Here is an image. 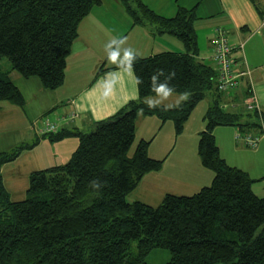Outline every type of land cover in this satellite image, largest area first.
<instances>
[{
	"label": "trees",
	"instance_id": "16d2710c",
	"mask_svg": "<svg viewBox=\"0 0 264 264\" xmlns=\"http://www.w3.org/2000/svg\"><path fill=\"white\" fill-rule=\"evenodd\" d=\"M120 1L134 25L151 24L158 34L177 36L185 52L133 55L127 64L135 73L138 99L96 122L89 133L62 129L47 135L52 141L74 135L79 145L67 162L30 173L22 200L11 199L1 168L31 146L0 152V264H149L146 256L154 248L170 251L166 264H264V197L254 193L247 171L222 157L214 134L218 126H236L253 136L260 131L262 139L264 112L224 108L216 68L198 58L194 9L181 8L169 18L141 0ZM101 2L0 0V58L11 64L9 70L0 68V101L26 103L12 70L39 78L47 90L60 88L79 25ZM159 94L186 98L171 107L148 101ZM207 98L212 103L198 154L214 174L212 183L192 195L168 193L157 206L129 202L142 178L164 163L149 155V139L139 140L129 155L138 115L172 121L179 135Z\"/></svg>",
	"mask_w": 264,
	"mask_h": 264
},
{
	"label": "crops",
	"instance_id": "0c3cea01",
	"mask_svg": "<svg viewBox=\"0 0 264 264\" xmlns=\"http://www.w3.org/2000/svg\"><path fill=\"white\" fill-rule=\"evenodd\" d=\"M141 1L156 13L169 18L174 17L181 8L194 9L193 26L197 34L198 58L213 67V34L215 35L217 28L226 31L234 46L232 57L237 62L236 70H249L250 74L241 78L237 89L223 92L221 101L226 108L239 111L243 109L252 87L264 112V28L261 27L264 0ZM164 51L183 53L185 46L175 35L158 34L154 25H134L120 0H102L79 25V36L73 43L67 61L65 81L60 88L47 90L39 78H24L16 71H10V76L22 91L26 103L19 107L8 101H0V152H6L9 143H14L22 134L30 140L22 139L20 142H26L23 146L31 147H25L16 159L5 163L1 168L2 174L6 167H16L24 155H28L24 161L28 165L26 171L31 173L67 162L78 147L79 138L73 135L60 141H52L41 135L39 131L48 120L44 116H54V121L64 116L67 122L62 129L89 133L96 122L115 115L129 102L138 99L135 73L127 64L130 58L133 55L148 57ZM23 85L34 86L28 87L31 88L28 92L34 90L31 95H27L21 87ZM185 98L186 96L180 94H159L149 97L148 101L171 107L182 103ZM203 101L205 108L201 110L202 118L196 129L190 131L192 133L188 138L190 154L182 152L176 158L171 156L167 161H170V166L163 177L162 170L146 174L127 197L129 202L142 201L157 206L168 193L192 195L212 183L214 174L202 165L198 154V140L205 128V115L211 105L208 100ZM187 122L185 127L190 123ZM229 127L231 130L228 136L225 131L220 130L221 126L215 128L219 147L221 148L222 143L229 144V148L239 151L240 147L234 142V133L236 132L237 138L238 133H241L240 128ZM174 129L172 121L161 123L156 116L143 114L137 117L136 135L140 134V140H148L161 131ZM177 137L180 138L176 150L184 148L180 144L183 136ZM162 141L168 143L167 136ZM254 149L248 151L250 156L254 155V159H241L234 166L249 173L254 180V193L264 197V140L261 139ZM241 151L247 150L242 148ZM150 156L156 158L153 154ZM224 159L227 160L225 157ZM2 180L6 190L12 194L4 177ZM13 180L18 183L15 177ZM24 189L27 190L28 187ZM143 189H149L150 193L147 190L143 195Z\"/></svg>",
	"mask_w": 264,
	"mask_h": 264
},
{
	"label": "rangeland",
	"instance_id": "374dc122",
	"mask_svg": "<svg viewBox=\"0 0 264 264\" xmlns=\"http://www.w3.org/2000/svg\"><path fill=\"white\" fill-rule=\"evenodd\" d=\"M215 36H216V32H215V35L213 34V39H215ZM0 68L5 70V71L11 68V64H10V62H9L7 57L0 58ZM21 87H23V89L25 90L27 95H31V93L34 91L32 89L31 93L28 92V89H31V88L34 87L33 85H23ZM28 87H31V88H28ZM206 100H208L210 103H212L211 98H207ZM246 105H247V102H245V104L243 106V109H242V110H244V112H245V110H248L246 108ZM204 108H205V101H202V102L199 103V105L196 107V109L190 115V117H189L190 119L188 121L190 123L188 124V122H187L188 125L179 134L180 136H183V138L181 140L182 143L180 142V144L184 145V148H180V149L178 148L176 150V146H177V143H178L177 141L179 140L180 137H177L179 135H177L175 133V129H174V131L173 130L172 131H168V130L161 131L160 134H154L153 137L151 136L152 138L149 137L151 134L148 136L149 139H150L149 155L153 154L158 159L159 158L164 159V162H165V163H163V166L161 168L162 171L160 170L162 172L161 173V177L166 175V172H167V170H168V168L170 166V161L169 162H167V161L170 159L171 156L176 158L182 152L190 154L191 148L189 147L190 142L188 140V138L191 136V133H192L190 131L191 130L193 131V129H196L198 123L200 122V120L202 118L201 112L203 111ZM224 108H226V107L224 106ZM257 112H260V111H257ZM44 117H45L44 119H48L50 121H54V116L46 115ZM66 122L64 120V123H62L61 126L62 127L65 126ZM220 130L225 131V134L228 136L229 131L231 130V127H229V126H221ZM240 132H241L240 139H237L236 136H235L236 132L234 133V138H235L234 142H235V144L237 146L240 147L239 151H235L231 147L229 148V144H223L222 143L221 148L219 147L220 154L222 155V157L223 158L225 157L227 159L226 160L227 163L229 165H232V166L236 165L235 163L237 161L241 160V159H246V160L247 159H250V160L254 159V155L250 156L249 155L250 152H248V151H253L255 149L250 147V146H248L245 143V141H244V137L247 134L249 135L250 133L247 130L246 131H240ZM258 133L260 135L262 132L260 133V131H259ZM174 134H175V136H174ZM214 134H215V130H214ZM251 135H252V133H251ZM166 136L168 138V143L166 141L165 142L162 141V140H164V138H166ZM139 137H140V134H138L136 136V139H135V141H134V143H133V145H132V147H131V149L129 151V155H132L134 153V150H135V148H136V146L138 144V141L140 140ZM22 139L30 140V138H26V136L24 134H22V135H20L19 137L16 138L14 143L13 142L9 143V146H8L9 148H7L6 152L12 153V152H15L16 150H18L21 147H25L23 145H26V142L25 143H21L20 142ZM262 140H264V137L262 138ZM216 141H217V144L219 146V143H220L219 140L217 139ZM198 142H199V140H198ZM242 148L246 149L247 151H241ZM175 150H176V153H175ZM27 157H28V155H24L23 157H21L19 159L18 165H16V167H15V165H10L9 167H6L4 172H3L4 174H2V172H1V176L5 178V181L7 183V187L9 188V191L12 193V194H10L12 200H17L18 201V200H22V199H24L26 197L27 190L24 189V187H26V186L29 187L28 184H29V175L30 174H28V173H31V172H27L26 171V169L28 168V165L24 161L27 160ZM251 163H252V165H254V163L252 161H251ZM164 164H166V165H164ZM35 171H37V170H35ZM14 177H15V180H17L18 183H14V180H13ZM147 190H148V193H150V190L149 189H147ZM147 190L146 189L142 190L143 195L145 193H147ZM133 194H135V193H133ZM138 194H136V195H138ZM261 231H262V229L260 228L257 231V234H259ZM133 252L135 254L138 252L137 251L136 242L133 243ZM170 258H171V254H170V251L168 249H165V248H154L146 256V261L149 264H166L170 260ZM216 264H224V263L219 262V263H216Z\"/></svg>",
	"mask_w": 264,
	"mask_h": 264
},
{
	"label": "built area",
	"instance_id": "2783aa9c",
	"mask_svg": "<svg viewBox=\"0 0 264 264\" xmlns=\"http://www.w3.org/2000/svg\"><path fill=\"white\" fill-rule=\"evenodd\" d=\"M261 27L264 28V16L261 21ZM216 36L213 41V54L212 60L215 63V68L217 72V82L216 87L220 92H228L235 90L240 86L241 78L244 75H249L250 71H237V62L232 57V52L234 51V46L229 41V36L223 29L217 28L215 30ZM246 108L248 110L260 111L262 108L258 102V98L251 87L249 98L247 99ZM66 117H60L55 121H45L42 125L39 133L43 136L56 134L61 131V124L64 123ZM66 122V120H65ZM264 135V134H263ZM241 135L238 134L237 138ZM261 136L246 135L244 137L245 143L250 147L257 146Z\"/></svg>",
	"mask_w": 264,
	"mask_h": 264
}]
</instances>
